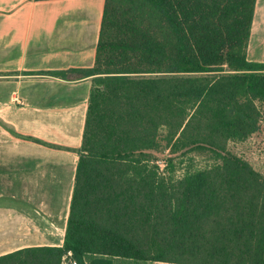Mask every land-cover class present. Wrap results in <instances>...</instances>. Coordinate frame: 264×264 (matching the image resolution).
Instances as JSON below:
<instances>
[{"label":"trees","instance_id":"16d2710c","mask_svg":"<svg viewBox=\"0 0 264 264\" xmlns=\"http://www.w3.org/2000/svg\"><path fill=\"white\" fill-rule=\"evenodd\" d=\"M256 4L106 0L94 66L69 72L93 85L64 245L0 264H264V168L227 150L264 121ZM202 151L217 162L175 178L172 156Z\"/></svg>","mask_w":264,"mask_h":264},{"label":"crops","instance_id":"0c3cea01","mask_svg":"<svg viewBox=\"0 0 264 264\" xmlns=\"http://www.w3.org/2000/svg\"><path fill=\"white\" fill-rule=\"evenodd\" d=\"M105 3L0 0V102H10V251L0 255L64 245L93 85L69 72L94 66ZM248 59L264 63V0Z\"/></svg>","mask_w":264,"mask_h":264},{"label":"rangeland","instance_id":"374dc122","mask_svg":"<svg viewBox=\"0 0 264 264\" xmlns=\"http://www.w3.org/2000/svg\"><path fill=\"white\" fill-rule=\"evenodd\" d=\"M227 150L244 157L256 170L264 168V121L259 132L244 143H229ZM153 163L165 168L166 160L171 156L170 151L154 153ZM175 157V178L181 177L186 168L204 169L213 166L217 160L210 152H192L188 156ZM180 157V158H179ZM192 158V160L190 159ZM10 102H0V253L10 251Z\"/></svg>","mask_w":264,"mask_h":264},{"label":"built area","instance_id":"2783aa9c","mask_svg":"<svg viewBox=\"0 0 264 264\" xmlns=\"http://www.w3.org/2000/svg\"><path fill=\"white\" fill-rule=\"evenodd\" d=\"M61 264H78V262L73 258V254L69 251L63 256Z\"/></svg>","mask_w":264,"mask_h":264}]
</instances>
